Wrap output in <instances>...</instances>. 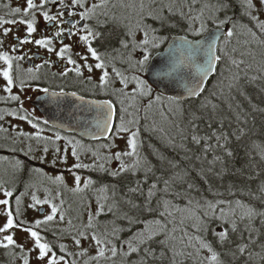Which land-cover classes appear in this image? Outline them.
<instances>
[{
    "label": "snow or ice",
    "instance_id": "6c2138e0",
    "mask_svg": "<svg viewBox=\"0 0 264 264\" xmlns=\"http://www.w3.org/2000/svg\"><path fill=\"white\" fill-rule=\"evenodd\" d=\"M59 4L62 6L61 10H58L55 15L49 13V11L43 10L42 17L45 21L51 23L53 25V33L49 36H42L39 39H35L34 41L31 39L32 34L37 31L36 28V16L33 14L31 19H20L19 21L12 20H4L0 18V24L9 23V24H26L27 25V35L24 38L17 37L18 45L35 43L37 46L41 48H46L48 52H53L54 49L51 47L53 44V36L57 38H63L65 34L70 38L73 35H76L77 31L80 29L77 28V25L80 24V21L96 19V23L98 26L107 23V21H100L96 16V10L99 8H103L106 5V0H100L99 3H94L91 7L86 8L83 12H76L72 9H75L76 6L80 8H85L84 0H71V4H66L65 0H41V3L37 5L34 3V0H26V7L21 9L20 7H16L12 9V13L14 14H22L23 16H27L31 10L34 9H43L47 3H51L53 5ZM193 4L196 0H192ZM244 6L247 10H250L254 7L252 0H242ZM260 3L264 5V0H260ZM140 20L136 25V30L133 31L129 29L127 35L129 36V40H121V45L123 48L128 49L131 47V52H129L127 61L128 68L133 71L134 74L129 77L125 75L124 72L119 69L113 67L112 71L115 73V76L119 78V82L123 85L122 89L118 91L124 97H130L133 100L137 98H147V104L145 105V109H149L153 106L154 102H160L162 99H165L162 95H154L156 89L164 84L165 79L174 77L175 74L179 71V67L183 64V61L175 62L168 67L167 71L161 70L157 75L160 77L158 79H154L151 77H144L140 75V73L149 72L151 73V62H152V50L160 47L168 37L163 35H158V29L152 28L150 25H146L144 23L145 17H151L154 20L159 21L160 28L163 29L168 26V18L163 15V9H161L158 13H153L151 10V6H148V11L145 13V4L144 0L140 2ZM208 7V5H205ZM228 7L227 0H217V4L214 6L215 13L224 11ZM168 11L172 12V6H167ZM67 9V19H65V11ZM191 12L192 9L190 8ZM79 16V20H73V16ZM107 15V13H104ZM183 17V12L180 13ZM204 11L201 9L199 14L195 17L189 16L187 19L189 20V30L193 31L195 35H200L201 33L206 31V22L203 19ZM212 20V17H209ZM253 19H257L253 17ZM199 20L200 25L198 28L192 27V21ZM231 20L230 17L225 16V19L219 20L217 27L223 26L226 23H229ZM215 23L216 21L213 20ZM68 25V28L65 29L62 25ZM235 23H233V28L228 29L226 32L227 37H232L234 35L233 29L235 28ZM258 27L261 33H264V22H259ZM83 29L87 31L86 35H82L79 37L81 41L85 43L87 46V52L91 55V57L99 61L94 65L96 69H106L105 63L102 61L101 56L98 53V50L92 46L90 41V37L95 39H100L102 37V33L99 31L93 30L87 23L83 25ZM76 30V31H74ZM11 29L5 28L4 35L6 36ZM136 31L142 32L143 38L140 40L136 39ZM151 33V35H150ZM253 37L256 36V33H252ZM183 42L187 43L186 37L183 38ZM3 41H0V45H2ZM198 43V42H197ZM261 43L264 44V40H261ZM72 48V45L64 44L56 55L60 58H64L66 53H69ZM194 48L195 52H204L202 47ZM16 45L13 46V51H15ZM137 50H140V57L134 59L133 53ZM212 51V46L210 45L206 55H210ZM79 55V54H78ZM22 60L23 56L13 57L10 56L7 52H0V61L4 62L5 67L0 69V76L3 77L5 81L4 91L9 93V98L14 101H20L19 95H12L13 86L15 84V79H19L17 76L14 79L13 76V60ZM81 59L85 61L84 67L87 68L89 72L93 71V65L88 64V56L82 55ZM221 60V56L215 55L212 56L211 59L206 60L207 68L201 67L200 70L204 75H207L208 71H213V64L216 61ZM189 62H191L189 60ZM45 63H48L45 61ZM68 64H76V61L68 56L67 59ZM234 65L239 66V63H243V61L237 62L235 59L232 60ZM41 65H36V70H39ZM16 70L19 72V65H16ZM27 72H33L32 68H28ZM76 74L82 75L80 66L75 68ZM60 75H67V70L61 72ZM90 79V77H89ZM235 80H238L239 77H234ZM100 86L103 88L109 82V72L107 70L103 71V74L99 78ZM21 90L25 85V81L23 79L19 80ZM203 80H187L185 82V89L189 97L199 96L200 93L203 92V88L201 87ZM130 84H134V87L131 88L130 92L124 91V89H128ZM166 86V85H165ZM233 85H230L232 87ZM43 91L47 93L49 91L48 88H44ZM53 98L58 96H63L65 93L63 90L60 92H53ZM72 96H76L75 92L71 93ZM184 94L181 93L177 96H168L167 100L180 105L181 96ZM154 96V99H153ZM81 101H83V97H79ZM90 104L95 105L97 109H103L107 107L108 112L104 113V125L105 127L101 129V132L111 131V122L113 118V105L111 101H104L103 103H97L95 101H90ZM120 103L123 104L124 101L120 100ZM22 107V101H21ZM215 105H213V109H215ZM127 109L122 108L121 112H126ZM11 115H15V113H10ZM4 117L0 115V120ZM20 119H27L26 116L19 117ZM135 119L128 121L129 124L136 123ZM28 123L32 125L33 128H37L38 125L32 123L31 120H28ZM44 124H49L48 120H44ZM99 124V122H98ZM207 127L211 130L209 133L201 136L198 134L197 126L192 124V135L190 137L191 142L194 145H201L202 147V156H197V159H206L208 153H213L212 159L208 161V164L212 167H209L206 171L201 169L200 175L207 176L208 173L212 172L214 166L219 163L220 165H225L224 157H232L233 151L229 147L230 134L223 130V123L221 122L219 128H213L212 124L209 123ZM117 134L120 132H129L130 129L126 127L124 116H120V125L116 129ZM241 135L243 134V130H240ZM25 136H28V133H22ZM232 135H235L233 133ZM138 130L132 131L130 133L129 139L127 141L129 151H125L123 153L117 152L114 154V158L116 160L121 161L120 166L116 170H109L104 167L103 164L100 165H88L80 162V153L77 148L80 146L79 141L73 142L72 139L67 137H61L59 132L55 134L54 139L52 137H40L39 132L36 133V139H44L47 142H52L64 139L67 145H71V155L76 158L77 163L72 165L74 169L80 168H89L94 167L98 171L108 172L112 177H118L122 173L130 172L135 175L136 172L144 170L145 171V183L147 182V174L151 172V168H144L141 158L139 157V153L137 151L138 143ZM240 136L236 135V139L239 140ZM214 140V143L212 142ZM114 145H107V147H112ZM31 151V148H29ZM44 153L49 151L47 145L43 149ZM67 151L68 149H64L63 155H58V159L61 162H67ZM219 151L222 155H216L215 153ZM54 152L56 154H60L61 149L58 147L54 148ZM28 155V153H25ZM95 155V153H94ZM261 159L264 160V150L260 153ZM132 157L134 158L130 164L124 163L122 157ZM112 157H106L105 159L110 160ZM16 166L18 168L23 166V162L21 160H16ZM53 164L56 163V159L52 161ZM169 164L173 168H178L179 165L169 161ZM36 172H40V169H34ZM72 169H69L71 171ZM224 171V168H221V172L216 173L217 175H221ZM75 177V187L70 189L73 193H82L85 190L93 189L97 194L96 198V211L95 213L89 211L88 215V224L85 226L86 228H92L93 221L101 216L108 213H111L115 219L111 222L113 225L111 231H108L107 228L103 234V238L97 234L92 235V240L97 245V256L93 257V259L98 260L99 258L105 257L106 250L111 253V257H117L120 255L122 257V264H187V262L191 261L192 264H235L237 260L243 258V264H255V260L259 257L260 264H264V241L258 244L260 251L253 252L250 250V247L257 246V240L260 236H264V208L254 207L250 203H246L240 199H236L234 201H209L204 200L203 204L199 201L193 203L192 199H188L187 204L183 209L178 206L172 204L171 201L167 199L161 198L156 201V206L153 207V199L157 196V193L163 192L165 194L169 193L171 185L176 182H185L187 183L188 189H192L194 185L191 182H188L189 173L186 170H182L179 173H174L168 179L163 180V188L158 187L160 178L158 177L155 181H153L148 187L147 193H144L141 182L137 181L135 187L129 189L131 193H137L144 196V201L142 204L136 203L132 199H125L123 203L129 206V211H122L120 204L121 201L116 199V191L115 186L102 184L98 188H94L95 181L91 178H88L84 181L83 187H81V177L73 173ZM259 175V173H257ZM252 177H249L251 179ZM55 181L63 183L64 177L62 175L56 176ZM242 191V190H239ZM260 196H256L254 193L249 190L248 195L251 196L252 199L260 200L262 204H264V182H262L258 188ZM109 192L111 194L109 195ZM4 195L6 197H10L13 195L11 191H5ZM178 195V193H177ZM33 200L36 205L51 203L49 200H39L35 196H33ZM111 201V203L109 202ZM17 205L20 204L19 198H17ZM63 203V201L61 202ZM0 204L8 205L9 201L7 199L0 200ZM225 205L226 207H222ZM31 207H35V205H31ZM90 207V206H89ZM161 208L163 210H161ZM174 209V211L170 210ZM58 212V208L55 204L51 205V214L46 215L43 220H37L36 226L39 227L42 224H47L50 221H53ZM120 213V215H117ZM153 213H157L158 215L151 220H148L145 217L146 215H150ZM181 213L179 219L178 228L176 225V214ZM186 213V215H185ZM17 214H19V207H17ZM8 219L3 228H0V231H5L6 229H10L14 227L13 222V214L11 211L7 213ZM60 220L64 219V213L61 212L59 216ZM259 219L261 228L255 227V221ZM115 220H124L127 221V227H120L116 225ZM187 221H190V224H186ZM213 221L217 222V227H211ZM72 221L69 220V224ZM169 224L172 225L169 228ZM137 225H142V227H136ZM242 225V227H241ZM188 227L193 229V232L190 234L188 231ZM135 228V231H133ZM218 229V230H217ZM30 232L31 237L34 239L35 248L39 250L38 259L44 260L48 258L47 264H57V260L55 258V253L52 252V248L46 242H41V236L37 231H33L31 229H26ZM124 231L131 232V235L121 240L120 233ZM179 231V235L177 232ZM211 231L213 236L212 240L207 238V235ZM244 233H247V240L244 239ZM79 236L85 237V232L81 231ZM236 239H233V237ZM108 237H112L109 239ZM7 241L8 245L14 244L13 236L7 235L4 237ZM239 241V242H238ZM75 243L77 245L80 244V239H75ZM103 245V246H101ZM119 245V246H117ZM63 250L64 246H60ZM191 249V250H190ZM207 253L205 255L204 253ZM51 254V255H49ZM133 254L136 255V259L133 260ZM63 260V257L60 258ZM24 264H28L27 259H25Z\"/></svg>",
    "mask_w": 264,
    "mask_h": 264
},
{
    "label": "trees",
    "instance_id": "16d2710c",
    "mask_svg": "<svg viewBox=\"0 0 264 264\" xmlns=\"http://www.w3.org/2000/svg\"><path fill=\"white\" fill-rule=\"evenodd\" d=\"M212 1L217 4V0ZM227 3V9L215 13V16L217 21L225 19V16L230 17V22L220 27L232 29L233 23H235L234 35L222 39L218 48L221 60L218 61V69L203 91L204 93L197 99L181 101L180 113L170 114L167 122L172 123L171 128L164 131L160 130L163 125L162 122L152 118L151 114L142 117L140 110L135 115L133 114L135 118L139 119L137 126H135L136 131L138 130L137 151L139 157L142 158L144 168H151V172L147 174V182L145 183L144 170L136 172L135 175L125 172L118 177H112L108 172L98 171L94 167L80 169L79 175L81 177L85 180L91 178L95 181L94 188H98L102 184L114 185L116 199L121 201L122 211H129V206L123 203L125 199H132L140 204L143 203L144 196L129 192L130 188L136 186L137 181L141 182L146 194L150 184L158 177L160 178L158 187L163 188L164 179H168L174 173H179L182 170L188 171V182H191L194 187L188 189L187 183L176 181L171 185L168 194L157 193V196L153 199V207L156 206L157 200L163 198L183 209L190 198L194 204L196 201L203 204L204 200L234 201L240 199L252 204L254 207L264 208V204L260 200L252 199L248 195L249 190H251L256 196H260L258 188L264 182V160L261 159L260 155L261 151L264 150V51L262 52L264 44L261 43V40H264V33H261L258 27L260 21L257 20L256 22L253 17L249 19L247 14H244L241 10L242 7L245 8L241 0H227ZM176 20L178 21L174 26L166 27L164 30L168 39L174 34L187 35L191 38L198 36L192 35L187 30L188 19L185 16L180 15V19ZM217 24L218 22L210 23L207 29L217 27ZM239 29H242V31L239 32ZM253 32L256 33L255 38L259 40L258 43H261V47L259 49L258 47H252L251 51L245 50L250 44L247 38L253 36ZM115 36L118 37L119 35L111 31L107 35V40L112 41L116 39ZM161 48L153 50V52L160 51ZM233 59L237 62L243 61V63H239L237 67L232 63ZM237 76L239 79L235 80L234 77ZM230 85L233 86L230 87ZM154 95L160 94L154 93ZM107 100H110V98H107ZM164 100L169 101L166 97ZM164 103L161 104L162 107ZM141 105H139L140 109L142 107L144 109L145 103ZM213 105L216 106L215 109H213ZM221 122L223 123V130L230 134L229 147L233 151V156L224 157L225 165L222 166L217 163L213 171L208 173L206 177L201 176V169L206 171L209 167H212L208 164V161L212 159L213 153H208L206 159L196 158L203 155V144L198 146L191 142L192 124L194 123L197 126L198 134L203 136L211 131L207 127L209 123L212 124L213 128H219ZM146 127H150L151 132L146 131ZM240 130H243L242 135ZM233 133L235 135H232ZM236 135L240 136L239 140L236 139ZM212 142L214 143V140ZM215 154L222 155L219 151ZM169 161L178 164L179 167L173 168ZM104 167L111 170L105 165ZM222 167L224 171L221 175H217L216 173L221 172ZM249 177L252 178L249 179ZM110 194L111 192H109ZM76 195L87 210H94V205L97 207V194L93 189L76 193ZM20 196H23L22 189L13 194L14 201L17 198L20 199ZM222 207L226 206L222 205ZM161 210L163 209L161 208ZM170 210L174 211V209ZM117 215H120V213H117ZM157 215V213H153L143 218L151 220ZM180 216L181 213L176 214L178 228L180 227ZM56 219L54 218L52 221L53 224L48 223L39 227L36 225L33 227L22 226V229L26 230L28 228L37 231L41 236V242L48 243L52 248L57 262L63 261L65 264H122L120 255L111 257V253L107 250L105 257L98 260L93 259L97 256L95 242L93 241L89 246L77 245L75 239H80L79 233L68 232L58 227ZM114 219L115 217L111 213L101 215L93 221L94 226L92 228L84 227L81 231L85 232L87 237L97 234L103 238L106 228L111 231L113 226L111 222ZM115 223L120 227H127V221L115 220ZM136 227H142V225ZM171 227L172 225L169 224V228ZM211 227L216 228L217 222L213 221ZM255 227L261 228L259 219L255 221ZM261 230L264 231V229ZM133 231H135V228H133ZM188 231L191 234L193 229L188 227ZM179 234L178 231L177 235ZM130 235L131 232L124 231L120 233V238L123 240ZM108 238L112 239V237ZM207 238L209 240L213 239L211 231H209ZM233 239H236V237L234 236ZM244 239L247 240V233H244ZM262 241H264V236H260L257 240V246L250 247V250L259 252L258 244ZM61 245L64 246L63 250L60 247ZM91 246L94 249L93 253L89 249ZM15 249H18V259H24L22 256L24 247L18 246ZM83 249H86L88 254L81 255L80 252ZM204 254L207 255L206 252ZM61 257H63V260L60 259ZM132 259H136L135 254H133ZM22 262L24 263L23 260L19 261V264ZM187 264H192V262L189 261ZM235 264H243V258L237 260ZM255 264H260L259 257L256 258Z\"/></svg>",
    "mask_w": 264,
    "mask_h": 264
},
{
    "label": "flooded vegetation",
    "instance_id": "af4514ba",
    "mask_svg": "<svg viewBox=\"0 0 264 264\" xmlns=\"http://www.w3.org/2000/svg\"><path fill=\"white\" fill-rule=\"evenodd\" d=\"M99 2L100 0H84L85 8L76 6V8L72 10L83 12L86 8L91 7L92 4ZM34 3L39 5L41 0H34ZM65 3L71 4V0H65ZM121 3L122 0H106L104 9L100 8L101 11L98 9L96 10V16L98 19L100 21H107V23L98 26L95 18L84 20L80 21V24L77 25V28L80 29V31H77L76 35H73L70 38L66 34L63 38L53 36V44L51 45L54 49L53 52H48L46 48H41L34 42L18 45L17 37L24 38L27 35L26 24H0V41H3L2 45H0V52H7L13 57H24L22 60H13V76L14 79L19 76V79H15L12 95H19L20 101H14L9 98L10 94L3 90L5 81L3 80V77L0 76V115L4 117L0 120V200L7 199L9 201L8 205L0 204V215L4 214L7 216V213L11 211L15 225L13 195L10 197L4 195L5 191H11L13 193L12 178H5L2 174V168H8L11 170L10 157L13 158L12 160L14 162H16L17 159L21 160L23 166L20 168H23L25 173L23 178L24 183H27L28 185L31 181H34L37 185L44 186L47 184L51 177L34 170H43L42 168L46 165V162L40 160L38 156L44 153L43 149L46 145L49 148V151H52L55 147L59 148L61 140L55 141L54 144L52 142H47L44 139L38 140L36 139V133L39 132L40 137L42 138L52 137L53 139L57 132H59L61 137L66 134L62 133L51 123L47 125L44 124V120H46L44 108H46V106L48 108L49 103L44 101L43 97L56 100V102H53L54 105L51 103L52 110L58 109V98H52L51 94L53 92L58 93L61 90H63L66 96H69L66 100L74 98V96L71 95L72 92L77 94L76 97H83L85 100H107L105 89L100 86L99 80L104 70L96 69L94 67L99 61H96L91 57L87 52V46L79 39V37L87 34V31L83 29L85 23H87L93 30L101 32L103 35L100 39L93 40L90 37V41L92 46L98 50L102 61L104 63H112L113 58H111V55L116 52H122L123 47L121 45V40H129L126 25L117 18V16H120L122 19L125 18L120 9H118V7L121 8ZM16 7H20L21 9L26 7V0H0V18L4 20L15 19L19 21L20 19H31V16L34 14L36 16L37 31L32 34L31 39L33 41L42 36L52 35L53 33V25L43 19L41 14L42 11L46 10L49 11L50 14L55 15L58 10L62 9L59 2L55 5L47 3L42 10L39 8L34 9L31 10L27 16H23L22 14L12 13L11 10ZM109 7L111 9L110 11L108 9ZM241 10L244 14L249 16L246 7H242ZM64 11L65 19H67L68 10L64 9ZM104 13H107V15H104ZM72 19L79 20V16H73ZM62 27L67 29L68 25H62ZM5 28L11 29L6 36L4 35ZM111 31L119 36H115L116 39L108 41L107 35ZM137 35L138 34H136V36ZM64 44L72 45V48L69 53L65 54L64 58H60L56 55V52H58ZM14 45H16L15 51H13ZM69 55L76 61L75 65L67 63ZM82 55L88 56L87 63L93 65L92 72H89L87 68L84 67L85 61L81 59ZM45 61L48 63H45ZM16 65H19V72L16 70ZM36 65H41L39 70H36ZM5 66L4 62L0 61V69ZM77 66H80L82 75L78 76L76 74L75 68ZM120 67L124 68L125 65L121 64ZM28 68H32L33 72H27L26 70ZM66 70L67 75H60L61 72ZM20 79L25 81L23 90H21L19 83ZM44 88H48L49 91L45 93L43 91ZM10 113H15V115H11ZM21 116H26L27 119L22 120L19 118ZM28 120L37 124L38 127L33 128L32 125L28 123ZM22 133H28L29 135L25 136ZM29 148H31V151H29ZM25 153H28V155H25ZM6 244L7 242L3 243V245L0 243V264H19L18 249H15L18 247L16 244L4 247Z\"/></svg>",
    "mask_w": 264,
    "mask_h": 264
},
{
    "label": "rangeland",
    "instance_id": "374dc122",
    "mask_svg": "<svg viewBox=\"0 0 264 264\" xmlns=\"http://www.w3.org/2000/svg\"><path fill=\"white\" fill-rule=\"evenodd\" d=\"M140 2L141 0H122L121 13L125 16V18H121L120 16H117V18L124 22V24L127 27V30L132 29L133 31L136 30V25L140 20ZM242 2V0H241ZM243 3V2H242ZM252 3L254 7L250 10H247L249 13V16L256 17L257 20L260 22H264V5L260 3V0H252ZM145 4V13L148 11V6H151V10L153 13H158L163 9V15L168 18V26L172 27L174 24L177 23L180 19V13L183 12L184 16L187 18L189 16L195 17L199 14V11L203 9L204 16L203 19L206 22V29L209 27L210 23H214L213 20L218 22L216 20V16L213 15L214 12V6L216 5L213 3L212 0H196V2L193 4L192 0H144ZM172 6V12L170 13L168 11L167 6ZM205 5H208V7H205ZM118 6V5H117ZM116 7V6H115ZM117 8V7H116ZM192 9L190 12L189 9ZM104 9V7H103ZM109 11L111 10L110 7L108 8ZM99 11L100 8L98 9ZM212 17V20L209 19V17ZM247 16L249 19L250 17ZM144 23L146 25H150L152 28L158 29L157 34L163 35L167 37V34H165L164 30L165 28H160V23L157 20L152 19L151 17H145ZM200 25L199 20L192 21V27L198 28ZM188 31L191 32L192 35L196 36L193 31L189 30V20H188ZM221 28V27H219ZM207 31V30H206ZM205 31V32H206ZM242 31V29H239V32ZM204 33V32H203ZM201 33V34H203ZM137 40H140L143 38L142 32L136 31ZM200 34V35H201ZM151 35V33H150ZM168 40V39H167ZM165 40L164 43L167 41ZM247 41L250 43L245 50H252V47H261V43L257 40V38L253 36H248ZM162 43L161 46L164 45ZM157 48V49H159ZM156 50V49H154ZM264 49H262V52ZM129 52H131V47L128 49L123 48L122 52H116L111 55V58H113L112 63H105L106 69L109 72V82L104 87L105 89V96L107 98H110V100L115 103V106L117 107V123L114 129V133L109 141H103V142H91L87 143L84 142L80 137L78 138L75 135H63L62 137H67L69 139H72L73 142L79 141L80 146H78L77 150L80 153V162L83 164L88 165H100L103 164L107 167H109L111 170H116L120 164L121 161L116 160L114 158V154L117 152H125L129 151V147L127 144V141L129 139L130 133L132 131H136V127L138 124L139 119L135 118L134 115L137 113V111H141L140 113L143 117L151 114L152 118H155L162 122V126L160 130H167L171 128L170 122H167V119H169L170 114H178L180 113V105H177L171 101H165L162 99L160 102H154L153 106L149 109H143V107L140 109V104H147V98H137L136 100L131 99L130 97H124L118 90L123 88V85L119 82V78L115 76V73L112 71V68L115 67L119 69L120 71L124 72L125 75H128L131 77L133 71L128 68L127 57ZM153 52V50H152ZM154 53V52H153ZM152 53V54H153ZM141 55L140 50H137L133 53V58H139ZM125 65L124 68H121L120 65ZM140 75L144 76V73H140ZM134 87V84H130L128 89H124V91L130 92L131 88ZM154 99V96H153ZM120 100H123L124 103L121 104ZM165 102V103H164ZM163 107L161 104H163ZM141 105V106H142ZM127 109L126 112H121V109ZM134 114V115H133ZM124 116V121L126 127L130 129L129 132H120L117 134L116 129L120 125V116ZM135 119L137 121L136 123L129 124L128 121H131ZM146 131H150V127H146ZM107 145H114L112 147H107ZM61 152L60 154H56L54 152V149L52 151H49L47 153H42V155L38 156L40 160H44L45 166L42 168L40 172L43 174H46L50 176L49 181L46 185H37L34 181H31L30 184L27 185V183L23 182L24 178V169L18 168L16 166V163L12 160L13 158L10 157L11 161V170L8 168H2L3 169V176L5 178H12V186H13V194L19 189H22L23 196H20V204L17 205V200L14 201V210H15V222L14 227L10 229H6L5 231H0V243L3 245V243L7 242L4 237L7 235L13 236L14 244L18 247H24L23 252V261L25 259H29L28 264H47L48 258H45L44 260L38 259L39 250L35 248V242L34 239L31 237L30 232L27 230H23L22 226H35L37 220H43L46 215L51 214V205L55 204L58 208V212L56 214L57 218V224L58 227L62 228L65 231L68 232H76L80 233L81 230L88 224V215L89 211L93 212L96 211V206L94 205V210H87L86 207H84L81 204L80 199H78L76 193H73L70 191V189L75 187V177L73 173L76 175H79L80 169H74L72 168V165L77 163V160L75 157L71 155V145H67L66 141L64 139H61L60 147ZM67 148V162H61L60 159H58V155L64 154V149ZM95 153V155H94ZM106 157H112L110 160L105 159ZM38 159V158H37ZM56 159V163L53 164L52 161ZM134 158L132 157H122V160L124 163L130 164ZM142 160V158H141ZM92 168V167H91ZM69 169H72L69 171ZM62 175L64 177L63 183L55 181L56 176ZM80 176V175H79ZM81 177V176H80ZM85 179L81 177V187H83ZM33 196H35L39 200H49L51 203L46 204H40L36 205L35 201L33 200ZM63 201V203H61ZM111 203V201H109ZM31 205H35V207H31ZM17 207H19V214H17ZM40 208L46 209L45 214L41 215L39 213ZM60 209V210H59ZM64 213V219L61 221L59 216L60 213ZM186 214V213H185ZM8 217L4 214L0 215V228H3L4 225L7 222ZM69 220L72 221L71 224H69ZM48 223H54L52 221ZM47 223V224H48ZM186 223L190 224V221H187ZM45 226V224H42ZM28 229V228H27ZM93 242L91 237H81L80 236V246H89ZM93 246V244H92ZM90 247V252L93 253L94 249L93 247ZM81 255L88 254L86 249H83L81 252ZM22 260L19 259L21 262ZM20 264H24L23 262ZM57 264H65L63 261L57 262Z\"/></svg>",
    "mask_w": 264,
    "mask_h": 264
},
{
    "label": "water",
    "instance_id": "95a60500",
    "mask_svg": "<svg viewBox=\"0 0 264 264\" xmlns=\"http://www.w3.org/2000/svg\"><path fill=\"white\" fill-rule=\"evenodd\" d=\"M227 30L226 27H210L208 31L197 36V38H191L187 35L180 34H174L170 37L161 51L152 56V71L151 73L145 72V77L158 79L160 77L157 74L161 70L167 71L173 61H183V64L180 65L179 71L175 76L165 79L164 84H161L155 92L166 97L177 96L183 93L184 95L181 96V101L199 98L204 92L200 93L199 96L189 97L184 86L185 82L187 80L202 79L203 83L201 87L204 90L206 89L212 80L211 78L218 69V61L213 64L214 70L208 71L207 75H204L200 68H207L205 61L211 59L212 56L218 55L219 45L221 44V40L226 37ZM185 37L187 43L183 42V38ZM210 45L212 46L211 54L206 55L205 53H207ZM193 46L196 48L202 47L204 52L194 53ZM189 60L191 62H189ZM68 97L69 96L66 95L63 97H56L58 98V109L53 110L51 109V103L53 104L56 100L43 97L44 101L49 103L48 108L47 106L44 108L45 117L49 123L57 127L64 134L75 135L88 142H103L112 136L117 115V107H115V105L112 104L113 118L111 122V131L101 132V129L105 127L103 123L104 113L108 112V109L107 107L97 109L95 105L89 102L95 101L97 103H103L104 100L83 99V101H81L79 97L76 96L71 98V100H66ZM45 211L46 209L40 208L39 213L44 215Z\"/></svg>",
    "mask_w": 264,
    "mask_h": 264
}]
</instances>
